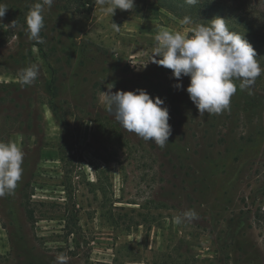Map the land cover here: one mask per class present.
Listing matches in <instances>:
<instances>
[{"label":"rangeland","instance_id":"rangeland-1","mask_svg":"<svg viewBox=\"0 0 264 264\" xmlns=\"http://www.w3.org/2000/svg\"><path fill=\"white\" fill-rule=\"evenodd\" d=\"M37 2L0 0L3 24L17 21L0 28L9 31L0 47V142L25 154L17 188L0 198V264H56L61 254L68 264H264V105L246 110L237 80L229 110L201 116L189 77L178 90L170 69L140 68L159 32L191 36L198 25L156 0L112 17L95 0H54L38 47L26 31ZM255 2L260 24L264 0ZM33 63L37 81L21 86L20 71ZM111 87L164 100L172 129L164 148L119 125L102 94ZM251 88L264 101V79ZM53 102L65 119V153ZM188 209L198 219L175 224Z\"/></svg>","mask_w":264,"mask_h":264},{"label":"clouds","instance_id":"clouds-1","mask_svg":"<svg viewBox=\"0 0 264 264\" xmlns=\"http://www.w3.org/2000/svg\"><path fill=\"white\" fill-rule=\"evenodd\" d=\"M101 10L111 17L117 9L133 10L135 0H95ZM198 0H185L195 5ZM54 0H40L29 11L26 17L29 39L44 43L40 33L44 28V13L50 10ZM8 10L7 5L0 4V28L15 27L3 24V17ZM206 24L193 28L191 36L180 32H159L155 36L157 46L151 59L140 65L147 67L149 62L171 70L172 77L178 82L173 86L181 89L179 81L189 77L186 88L190 100L200 115L221 114L229 110L231 98L237 92L235 81L241 91H251V86L261 75L262 69L256 59L254 47L238 32L231 31L227 21L222 17H214ZM185 25L193 23L191 17L183 18ZM112 28L119 31L120 26L112 22ZM159 57V59H156ZM39 77V65L31 64L19 73L21 86L34 84ZM102 92L106 110L111 113L119 125L126 131L147 142H153L164 148L172 134L169 124V110L164 100L153 99L145 89L134 91ZM24 152L15 142H0V198L14 193L22 178ZM198 219L194 209H188L174 218L177 225L185 221ZM68 257L61 254L56 257V264H68Z\"/></svg>","mask_w":264,"mask_h":264},{"label":"trees","instance_id":"trees-1","mask_svg":"<svg viewBox=\"0 0 264 264\" xmlns=\"http://www.w3.org/2000/svg\"><path fill=\"white\" fill-rule=\"evenodd\" d=\"M146 1V0H144ZM160 7L167 9L168 11L174 13L175 15L184 18L185 16L191 17L193 23L200 25L206 24L214 17H224L229 16L227 25L231 31L238 32L254 47L257 56L256 59L260 66H264V22L258 23L256 2L255 0H198L195 5H189L185 3V0H156ZM228 3V4H226ZM225 14V15H224ZM224 15V16H223ZM10 22L15 21L14 19L8 18ZM17 23V21H16ZM263 31H260L262 30ZM9 31H4L0 33V47L4 46L9 37L6 35ZM23 35L20 32V36ZM35 45L41 47L40 43L34 41ZM261 75L257 78L262 81L264 79V68H262ZM241 95L245 101L246 110H261L264 101L259 99L261 94L258 89L251 88L249 90L241 91ZM52 111L56 118L59 120L60 127L62 129V141L59 145V150L61 153H65V137H66V125L65 119L60 115L55 103H52ZM29 218L33 220L34 213L30 207H27ZM70 220H67L66 226L70 225ZM73 230L69 229L68 234H72Z\"/></svg>","mask_w":264,"mask_h":264}]
</instances>
